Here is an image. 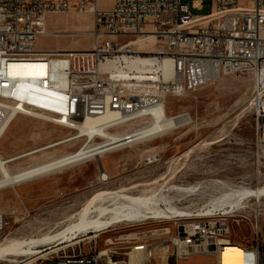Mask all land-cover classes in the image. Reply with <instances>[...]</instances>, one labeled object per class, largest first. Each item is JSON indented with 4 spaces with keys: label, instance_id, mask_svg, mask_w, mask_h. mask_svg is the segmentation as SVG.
Returning <instances> with one entry per match:
<instances>
[{
    "label": "rangeland",
    "instance_id": "374dc122",
    "mask_svg": "<svg viewBox=\"0 0 264 264\" xmlns=\"http://www.w3.org/2000/svg\"><path fill=\"white\" fill-rule=\"evenodd\" d=\"M200 1L204 4L203 9L193 13L204 15L208 12L210 0ZM117 40L123 42L127 39ZM93 41L92 14H55L47 20L46 35L37 40L35 50L61 56L89 50ZM149 48L145 47V50ZM150 49L153 50V46ZM50 59L52 63L47 62L50 73L44 66L37 65L36 59H31V65L42 69L38 74H31L32 77L19 75V82L16 83H1L0 100L12 105L15 102L42 105L47 101L57 105L63 94L61 87L64 88L67 61L63 57ZM38 76H59V81L45 88L42 86L45 78H36ZM41 79L43 82L39 83ZM27 81L37 85L38 91L25 92L22 86ZM252 88L249 74H235L222 77L196 92L181 97H168L164 104L166 117L184 115L189 122L169 130L164 136L107 153L122 155V163L125 164L120 169L116 167L120 173L110 183L98 179V171L101 172L99 166L94 168L96 176L84 174L58 186H36L40 181L51 178V175L0 190V216L3 221L0 241L5 238L28 241L53 236L63 231L68 226L67 218L84 207L93 196L103 192H122L127 188L133 195L144 192L155 195L164 191L173 199L174 208L190 217L170 218L160 223L147 221L131 228L122 225L97 237H81L67 248H64L66 243L57 248L39 246L33 249V257L19 256L11 258V261L14 260V264H56L79 255L93 257L97 264H255L258 256L259 264H262L264 194L255 199L243 195L237 198L238 201L234 199L232 205L220 204L218 209L212 206L217 204L222 195L232 190L253 191L255 188H264V141L257 132V123L246 104ZM6 114V111L0 109V124ZM149 123V119H137L107 131L118 135L143 128ZM8 129L16 130L17 134L15 139L6 137L1 143V158L26 153L76 134L75 130L25 115L16 117ZM85 140L86 137L81 136L12 162L8 168L15 172L75 152ZM102 141L96 137L92 142ZM150 154H157L160 162L146 165L144 159ZM100 158L87 161L96 166ZM25 185L36 187L29 193H22L21 188ZM74 187H79V190H73ZM209 220H216L220 228L226 229L225 234L216 240L202 239L199 247L193 248L191 252L180 250L181 256L190 253L187 259L177 257L171 241L178 230ZM98 253L103 255L97 257Z\"/></svg>",
    "mask_w": 264,
    "mask_h": 264
},
{
    "label": "built area",
    "instance_id": "2783aa9c",
    "mask_svg": "<svg viewBox=\"0 0 264 264\" xmlns=\"http://www.w3.org/2000/svg\"><path fill=\"white\" fill-rule=\"evenodd\" d=\"M203 6L200 0H0V84L19 82V78L9 75L10 66L36 59L37 65L50 73V57L67 61L63 94L57 105L50 101L42 105L0 103L19 105L22 110L42 114L49 122L72 130L88 118H96L97 122L115 114L116 120L109 127L115 128L137 119L150 120L151 109L164 107L168 97L196 92L225 76L249 74L253 88L246 104L264 141V0H210L206 14L193 13ZM68 13L92 14V47L61 56L37 52V40L46 35L49 17ZM145 35L154 39L152 52H136L135 47L127 46L129 39ZM118 38L127 40L118 42ZM121 62H128V67L132 62H145L146 67L158 70L139 78L128 70L119 74ZM105 63H114L115 69L102 70ZM58 78L38 81L47 88ZM144 162L153 165L160 158L150 154ZM100 181L107 183L108 179L100 176ZM192 225L181 228V235L178 232L171 241L177 257L187 259L180 250L191 252L202 239L216 240L220 236L216 220ZM189 226L188 232L185 228ZM256 260L259 264L258 256ZM56 264L97 261L78 255Z\"/></svg>",
    "mask_w": 264,
    "mask_h": 264
},
{
    "label": "bare ground",
    "instance_id": "6f19581e",
    "mask_svg": "<svg viewBox=\"0 0 264 264\" xmlns=\"http://www.w3.org/2000/svg\"><path fill=\"white\" fill-rule=\"evenodd\" d=\"M127 46L132 48L135 47L136 50H138H135L136 52H152L150 48L154 46V39L150 35H145L143 37L140 36L136 39H129ZM145 47L150 48L149 50H145ZM129 66L130 67H128V62H121V67H119V74H126V70H128V73H131L133 77L139 78L144 76V74L157 72L158 70V68L154 66L146 67V65L142 62H132ZM101 69L113 70L115 69V64L105 63L101 66ZM41 70L36 67V65H31L30 63L20 64L10 66L9 75L12 78H16L19 75L32 77L34 74H38ZM31 74L33 75L31 76ZM36 78L45 77L38 76ZM36 86L32 85L27 81L22 87L23 89H25V92L28 90L31 93H35L37 89ZM52 90L54 89L52 88ZM0 109L7 112L6 116L0 124L1 134L10 118H12L15 112L19 111L21 108H19V105L10 106L0 103ZM150 113L152 115V117L150 118V123L144 126L143 128L134 131L122 132L118 135H113L109 133V131H107V128L111 127L113 125V121L116 120L115 114H110L105 118L97 120V122L96 118H88V120H86L81 127L75 130V135L68 136L62 141L55 142L10 158L3 159L0 157V190L13 186H21L34 180H39L47 176L55 175L66 168L83 163L92 158H100L103 155L116 151L117 149L122 148L124 146L136 145L137 143H141L146 140H152L154 138L164 136L166 133H168L169 130L186 125L189 122V119L184 115L173 118L166 117L165 109L161 106H157L154 109H151ZM20 114L47 120L46 116L42 114L33 113L27 110H22ZM81 136H85L86 140L82 144V146L75 152L66 154L64 156L46 162L39 163L37 165L19 169L15 172H11L8 168V164L12 162H15L27 156H31L38 152L50 149L57 145L73 141ZM93 136H98V138H101L103 141L100 143H93ZM101 177H103V180L106 179V175H101ZM170 190L172 189H169V191ZM163 192L164 191H160L155 195H149V193L147 194L145 192L140 193L138 195H133L130 192V189L127 188L122 192L99 193L95 195V197L93 196L90 201L88 200L87 204L84 207L72 213L66 220L68 226L63 231L59 233L56 232V234H54L53 236H47L42 239L28 241H16L12 238H5L1 240L0 262L14 264V260L11 261V258L19 256L31 258L33 257L34 253L33 249L39 246H51L52 248H57L60 245L66 243L67 245L64 248H67L75 244V242L81 237H85L88 235H93L92 237H97L98 235L107 232L110 229H114L122 225L130 227L144 224L147 221H154L160 223L170 218L183 219L186 217H190V215H184L178 212L179 209L177 210L173 206V199L169 198L170 195L168 196V194H164ZM171 192L173 193V191ZM262 194H264V188L262 187L260 189L255 188V190L253 191H241V189L232 190L229 193L222 195L219 198L217 204L215 203L216 205L214 204L212 206L214 209H218V207H221L220 204L226 203L228 205H232L234 199L237 200V198H241V196L243 195L254 197L255 199L260 198ZM180 195L183 194L181 193ZM177 198H181V196H178ZM192 226L193 225H191V227ZM191 227L185 228V230L189 232ZM2 230L3 221L0 216V232ZM224 231H226V229H220L219 237L225 234ZM183 250V252H188V250ZM180 253L182 252L180 251ZM189 254L190 253H188V255ZM188 255L185 256L187 257ZM255 264H257V260Z\"/></svg>",
    "mask_w": 264,
    "mask_h": 264
},
{
    "label": "crops",
    "instance_id": "0c3cea01",
    "mask_svg": "<svg viewBox=\"0 0 264 264\" xmlns=\"http://www.w3.org/2000/svg\"><path fill=\"white\" fill-rule=\"evenodd\" d=\"M21 115H23V114H17L9 122L6 129L4 130L2 135L0 136V139H2V141L0 142V145L4 141V139H6V137L7 138L13 137L14 139L16 138V134H17L16 130H9L8 127L16 117L21 116ZM25 116H28V115H25ZM31 117H33V116H31ZM3 159H5V158H3ZM123 161H124V157L122 155L107 154V155H105L99 159L96 166H93V164H90L88 161L83 162V163H80L78 165L67 168V169L61 171L60 173L53 175L51 178L40 181L38 184H36V186L39 188L48 187L51 184L58 186L60 183L64 184V182H66V180H68V179H74V178L79 177V176L81 177L84 174H89V175H92V177H93V176H96V172H95L94 168H96V167L99 168V166L101 167V172L98 171V173H99L98 179H100V176L102 173H105V175L108 179L107 183H110V182H112V179L115 177V175L120 173L119 170L116 169V167H118L119 169L124 167L125 164L122 163ZM36 186L35 185H25L21 188V191H22V193H29ZM73 190L78 191L79 187H74Z\"/></svg>",
    "mask_w": 264,
    "mask_h": 264
},
{
    "label": "water",
    "instance_id": "95a60500",
    "mask_svg": "<svg viewBox=\"0 0 264 264\" xmlns=\"http://www.w3.org/2000/svg\"><path fill=\"white\" fill-rule=\"evenodd\" d=\"M178 232H179V235H181L182 229L180 228V229L178 230Z\"/></svg>",
    "mask_w": 264,
    "mask_h": 264
}]
</instances>
